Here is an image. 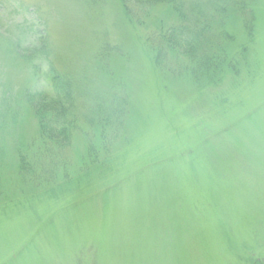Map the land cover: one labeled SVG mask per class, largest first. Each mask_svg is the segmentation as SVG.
<instances>
[{
	"label": "rangeland",
	"instance_id": "obj_1",
	"mask_svg": "<svg viewBox=\"0 0 264 264\" xmlns=\"http://www.w3.org/2000/svg\"><path fill=\"white\" fill-rule=\"evenodd\" d=\"M25 1L40 9L50 55L83 101L110 100L119 79L131 109L127 131L108 142L111 161L87 153L94 141L80 131L53 163L59 178L67 155L69 175L99 166L77 186L52 191L23 176V153L37 152L34 164L43 152L35 105L25 101L38 86L22 56L34 35L32 19L3 4L0 264H264V0L253 5L252 38L248 15L207 31L228 63L199 72L200 53L159 69L151 28L127 17L121 0Z\"/></svg>",
	"mask_w": 264,
	"mask_h": 264
},
{
	"label": "trees",
	"instance_id": "obj_2",
	"mask_svg": "<svg viewBox=\"0 0 264 264\" xmlns=\"http://www.w3.org/2000/svg\"><path fill=\"white\" fill-rule=\"evenodd\" d=\"M5 1L6 3L0 0L1 9H4L3 4L6 5L9 1L14 5L12 13L19 12L24 18L28 15V19H32V23L26 25V30L29 32L33 30L34 38L27 46H23L22 56L38 77L37 88L25 94V101H32L35 105V118L39 128L38 139L41 145L38 151L43 149V152L33 164L32 156L39 155L32 150V153L25 151L17 169L23 176H30L33 182H37L41 187L46 186L52 191L63 190L62 185L77 186L88 179L94 170L99 169V166L86 167V170L80 168L82 176L79 177L72 171L69 175L68 166H73V163L70 165L67 155V163H63L65 168L63 178H59V166L52 168V165L54 162L58 163L57 158L62 155V151L71 147L72 137L80 131H83L85 136H89L91 142L94 141V145L87 143V153L98 151L103 154L105 162L113 159L111 145L110 143L108 145V142L112 141V137L120 138L127 131V118L131 109L125 99L122 81L118 79L112 85L113 97L110 100L102 99L94 104H86L83 101V89L80 83L71 75L60 71L50 55L46 21L40 16V9L25 0ZM121 2L124 14L135 24L151 28V32L147 35V43L158 49L153 61L159 69H163L168 60L174 61L173 66L179 60L178 67H180L182 55L198 54L200 59L199 53L202 54L199 60L202 65L196 66L198 72L199 67L202 66L213 68L227 64L226 46L219 45L217 40L207 39L206 34L215 26L217 29L221 28L222 21H226L231 15L238 14L240 17L248 15L246 26L250 37H253L254 26L251 21L253 22L255 17L253 9L255 0H121ZM158 8H161V15H165L164 18H160L159 24L153 23L158 15ZM210 17L215 18L217 22L209 19ZM148 21L149 23L152 21L153 25L148 24ZM8 32L14 35L10 27ZM205 41L211 46L206 45ZM83 102L85 104L82 106ZM90 130H93L96 136L91 138ZM45 138H50V141H45ZM46 144L50 147L45 146ZM48 150L50 154L45 155ZM37 172H41L45 178L42 174L36 175Z\"/></svg>",
	"mask_w": 264,
	"mask_h": 264
}]
</instances>
